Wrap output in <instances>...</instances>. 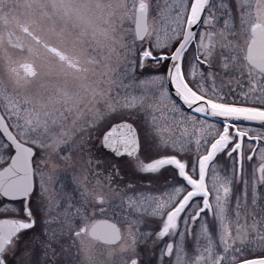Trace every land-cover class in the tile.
Segmentation results:
<instances>
[{
    "label": "snow or ice",
    "instance_id": "6c2138e0",
    "mask_svg": "<svg viewBox=\"0 0 264 264\" xmlns=\"http://www.w3.org/2000/svg\"><path fill=\"white\" fill-rule=\"evenodd\" d=\"M115 90L53 143L0 129V264H264V0H133Z\"/></svg>",
    "mask_w": 264,
    "mask_h": 264
},
{
    "label": "rangeland",
    "instance_id": "374dc122",
    "mask_svg": "<svg viewBox=\"0 0 264 264\" xmlns=\"http://www.w3.org/2000/svg\"><path fill=\"white\" fill-rule=\"evenodd\" d=\"M132 5L133 0H0V108L13 131L22 138L28 133V139L76 143L73 137L115 90ZM23 64H31L35 75L28 76ZM123 248L85 234L77 264H121Z\"/></svg>",
    "mask_w": 264,
    "mask_h": 264
},
{
    "label": "water",
    "instance_id": "95a60500",
    "mask_svg": "<svg viewBox=\"0 0 264 264\" xmlns=\"http://www.w3.org/2000/svg\"><path fill=\"white\" fill-rule=\"evenodd\" d=\"M22 31L24 33H28L27 29L26 28H22ZM48 50L57 55L58 57L62 56V54H60L58 52L57 49L53 48V47H48ZM28 69L30 70L32 67L31 65H27ZM32 76V74H30ZM9 127L4 115L2 114L1 112V109H0V129H5L7 130ZM93 227L96 228V231L93 233V232H90L88 233V236L90 239L94 240V241H98L99 243L101 244H104V245H109V246H113V244L111 243H105L104 241L106 240H109L110 237L108 236L106 230H105V227L102 223H100L99 225H93Z\"/></svg>",
    "mask_w": 264,
    "mask_h": 264
},
{
    "label": "flooded vegetation",
    "instance_id": "af4514ba",
    "mask_svg": "<svg viewBox=\"0 0 264 264\" xmlns=\"http://www.w3.org/2000/svg\"><path fill=\"white\" fill-rule=\"evenodd\" d=\"M31 39H33L36 43H39V40L37 38H35L31 33L27 34ZM49 47V46H48ZM48 47H47V50H48ZM49 51V50H48ZM50 52V51H49ZM51 53V52H50ZM58 59L62 60L63 62H65L68 66H75V63L74 61L67 55H65L63 53L62 56L60 57H57ZM32 66V65H31ZM22 68H23V71L28 75V74H33L35 75V71H34V68L32 66V68L29 70L28 67H27V64H23L22 65ZM6 118V117H5ZM7 120V119H6ZM8 122V120H7ZM9 124V122H8ZM10 126V125H9ZM11 128V127H10ZM103 245V244H101ZM118 245V244H116ZM116 245H113V246H116ZM103 246H109V245H103ZM113 246H109V247H113Z\"/></svg>",
    "mask_w": 264,
    "mask_h": 264
}]
</instances>
